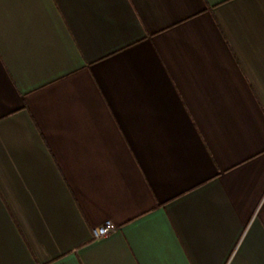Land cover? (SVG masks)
Instances as JSON below:
<instances>
[{"label": "crops", "instance_id": "1", "mask_svg": "<svg viewBox=\"0 0 264 264\" xmlns=\"http://www.w3.org/2000/svg\"><path fill=\"white\" fill-rule=\"evenodd\" d=\"M0 264H264V0H0Z\"/></svg>", "mask_w": 264, "mask_h": 264}, {"label": "built area", "instance_id": "2", "mask_svg": "<svg viewBox=\"0 0 264 264\" xmlns=\"http://www.w3.org/2000/svg\"><path fill=\"white\" fill-rule=\"evenodd\" d=\"M116 229V224L113 220L108 219L102 222L101 224L95 226L92 230L95 238H101L109 235Z\"/></svg>", "mask_w": 264, "mask_h": 264}]
</instances>
